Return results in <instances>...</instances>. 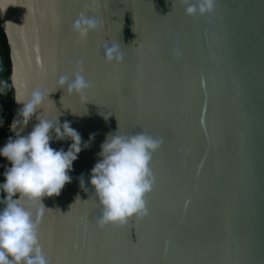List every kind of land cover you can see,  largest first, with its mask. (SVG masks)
I'll use <instances>...</instances> for the list:
<instances>
[{"label": "water", "instance_id": "95a60500", "mask_svg": "<svg viewBox=\"0 0 264 264\" xmlns=\"http://www.w3.org/2000/svg\"><path fill=\"white\" fill-rule=\"evenodd\" d=\"M186 7L0 0L11 123L22 107L17 94L47 88L36 115L68 121L81 136L70 182L43 197L39 243L51 264H264V0H214L203 15ZM81 13L104 22L86 39L71 27ZM105 41L120 44L122 63L105 61ZM76 60L92 83L83 97L58 85ZM36 123L34 116L21 135ZM119 130L162 140L150 162L155 183L147 216L101 228L92 169ZM51 134L50 146L68 151L73 141Z\"/></svg>", "mask_w": 264, "mask_h": 264}, {"label": "clouds", "instance_id": "9594fccd", "mask_svg": "<svg viewBox=\"0 0 264 264\" xmlns=\"http://www.w3.org/2000/svg\"><path fill=\"white\" fill-rule=\"evenodd\" d=\"M183 3L187 5L188 15H203L214 9V0H183ZM103 23L102 18L81 13L71 27L80 39H86L89 33L100 31ZM103 50L106 62H123L119 43L105 41ZM74 64L70 74L58 77V85L69 95L83 97L92 83L83 74V62L76 60ZM7 86L6 81L0 82V92ZM51 93L47 88L35 87L25 98L20 94L15 96V102L22 105L9 125V131L15 136L9 135L0 149V156L11 165L5 168L4 182L0 183V191L6 194L2 201L5 206L0 209V264H51L39 243L38 229L46 210L43 197L60 194L70 182L68 172L81 152V136L70 122L61 124L58 118L52 120L36 115ZM34 116L38 123L30 133L21 135ZM53 131L57 140L70 138L73 141L68 151L50 146ZM91 139L94 134L90 135ZM161 144L162 140L143 131L127 135L119 130L108 135L98 154L102 159L95 164L91 175L98 197V226L123 225L134 217L149 214L145 197L155 183L150 162ZM88 146L85 143L84 147Z\"/></svg>", "mask_w": 264, "mask_h": 264}, {"label": "trees", "instance_id": "16d2710c", "mask_svg": "<svg viewBox=\"0 0 264 264\" xmlns=\"http://www.w3.org/2000/svg\"><path fill=\"white\" fill-rule=\"evenodd\" d=\"M11 75V60H10V48L8 45L7 37L2 29L0 21V82H7V88L4 92H0V149H2L7 143L9 135L12 132L9 131V125L12 119V107L13 99L12 92L13 89L10 84ZM10 163L3 156H0V183L4 182V171L6 167H10ZM5 193L0 191V209L5 205L3 200L5 198Z\"/></svg>", "mask_w": 264, "mask_h": 264}]
</instances>
